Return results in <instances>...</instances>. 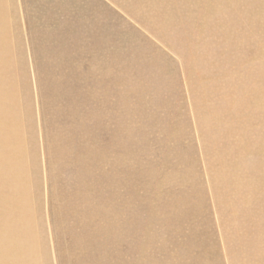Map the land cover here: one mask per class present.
<instances>
[{"label": "rangeland", "instance_id": "374dc122", "mask_svg": "<svg viewBox=\"0 0 264 264\" xmlns=\"http://www.w3.org/2000/svg\"><path fill=\"white\" fill-rule=\"evenodd\" d=\"M0 16V264H264V0Z\"/></svg>", "mask_w": 264, "mask_h": 264}, {"label": "bare ground", "instance_id": "6f19581e", "mask_svg": "<svg viewBox=\"0 0 264 264\" xmlns=\"http://www.w3.org/2000/svg\"><path fill=\"white\" fill-rule=\"evenodd\" d=\"M2 21H3V17L2 16H0V60H4L5 59V57H4V55H3V50H4V47L6 46V42H5V38L2 36V30H1V23H2ZM6 60V59H5ZM6 103L0 98V132L1 131H3L5 128H7V129H11L10 128V122H8L7 120H5L4 118H3V114H2V109L3 108H6V105H5ZM1 134V133H0ZM2 135V137H4L3 136V134H1ZM5 135V134H4ZM11 135H12V133H10V131L8 132V138L10 139V137H11ZM3 181V180H2ZM11 186V185H10ZM6 201V200H5ZM10 201V200H9ZM12 202H13V200H12ZM10 206V205H9ZM13 212H14V210H13Z\"/></svg>", "mask_w": 264, "mask_h": 264}]
</instances>
